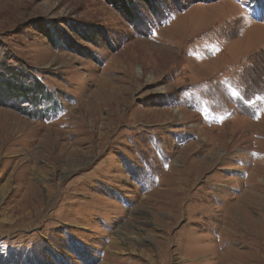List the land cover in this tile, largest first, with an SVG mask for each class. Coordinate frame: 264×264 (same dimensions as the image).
<instances>
[{
    "label": "rangeland",
    "instance_id": "1",
    "mask_svg": "<svg viewBox=\"0 0 264 264\" xmlns=\"http://www.w3.org/2000/svg\"><path fill=\"white\" fill-rule=\"evenodd\" d=\"M0 264H264V0H0Z\"/></svg>",
    "mask_w": 264,
    "mask_h": 264
},
{
    "label": "trees",
    "instance_id": "2",
    "mask_svg": "<svg viewBox=\"0 0 264 264\" xmlns=\"http://www.w3.org/2000/svg\"><path fill=\"white\" fill-rule=\"evenodd\" d=\"M27 89H28V87H27ZM27 91V90H26ZM28 92V91H27Z\"/></svg>",
    "mask_w": 264,
    "mask_h": 264
},
{
    "label": "bare ground",
    "instance_id": "3",
    "mask_svg": "<svg viewBox=\"0 0 264 264\" xmlns=\"http://www.w3.org/2000/svg\"><path fill=\"white\" fill-rule=\"evenodd\" d=\"M141 56V55H140ZM145 73V72H144Z\"/></svg>",
    "mask_w": 264,
    "mask_h": 264
}]
</instances>
